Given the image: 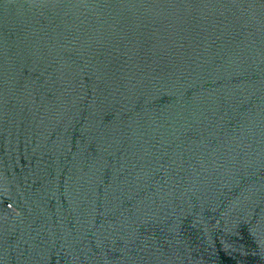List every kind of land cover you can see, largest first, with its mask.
<instances>
[{
	"label": "water",
	"instance_id": "1",
	"mask_svg": "<svg viewBox=\"0 0 264 264\" xmlns=\"http://www.w3.org/2000/svg\"><path fill=\"white\" fill-rule=\"evenodd\" d=\"M0 264H264V0H0Z\"/></svg>",
	"mask_w": 264,
	"mask_h": 264
}]
</instances>
